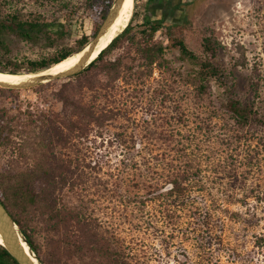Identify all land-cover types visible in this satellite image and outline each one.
<instances>
[{
	"label": "rangeland",
	"instance_id": "374dc122",
	"mask_svg": "<svg viewBox=\"0 0 264 264\" xmlns=\"http://www.w3.org/2000/svg\"><path fill=\"white\" fill-rule=\"evenodd\" d=\"M8 4L49 20L70 17L75 22L70 45L78 35L92 32L85 0ZM133 12L138 23L151 14L144 0H134ZM185 19L172 32L180 33L195 52L202 36L212 34L226 83L264 113V0H198ZM168 33L157 30L153 37L165 45L164 63L135 82L131 97L113 105L117 117L100 134L91 131L71 139L65 151L76 159L72 167L79 175L73 190L65 187L57 196L72 206L87 207L100 232L133 264H264V126L237 124L213 82L206 92H199ZM24 53L37 58L42 51L36 47ZM62 81L17 92L0 90V110L17 118L13 126L18 130L11 135L16 144L0 154V168L30 163L18 157L17 144L36 131L30 120L40 111L59 109L53 93ZM140 149L141 155L150 154L149 163L136 154ZM176 153L181 166L200 170L202 191L197 185L184 200H149L150 189L163 182ZM198 206L204 224L199 233ZM44 212L38 207L33 213L32 236L41 247L48 236H57ZM162 213L166 217L160 219Z\"/></svg>",
	"mask_w": 264,
	"mask_h": 264
},
{
	"label": "trees",
	"instance_id": "16d2710c",
	"mask_svg": "<svg viewBox=\"0 0 264 264\" xmlns=\"http://www.w3.org/2000/svg\"><path fill=\"white\" fill-rule=\"evenodd\" d=\"M8 1L0 0V71L21 73L46 69L80 50L95 35L113 0H85V11L93 19L92 32L89 36L78 35L72 45L69 41L75 22L70 17L49 20L37 12L10 8ZM135 16L133 12L126 26L84 68L62 78L53 93L58 110L40 111L30 120L36 131L32 129L17 144L18 157L29 158L30 163L0 168V201L43 264H133L121 248L111 244L100 232L96 218L87 207L72 206L57 194L65 187L73 190L77 183L79 174L72 167L76 159L67 157L65 151L71 147V139L88 136L91 131L102 133V128L119 114L113 105L131 97L135 82L150 76L154 66L164 63L165 45L153 38L157 30L170 32V45L176 48L178 59L189 65L199 92H206L213 82L224 95V106L237 124L264 126V113L259 106L238 97L234 86L226 83L224 67L215 58L218 42L212 34L202 36L199 51L195 52L180 33L172 32L183 26L186 19L182 23L170 22L145 14L144 20L138 23L134 21ZM36 47L42 51L39 57L24 53ZM43 51L48 53L45 55ZM0 90L17 92L19 89L0 87ZM16 122L17 118L6 116V111L0 110V154L16 144L11 136L15 131L18 133L13 126ZM142 152L140 149L136 154L143 163H149L150 154L141 155ZM170 158L171 167L163 175V182L150 189L153 196L149 200H184L197 185L198 191H202L200 170L181 166L178 153ZM38 207L45 210L50 229L57 235L48 236L43 247L35 244L32 236L33 213ZM202 212L198 206V233L204 227L200 219ZM164 217L166 214L162 213L159 218ZM0 264H18L1 244Z\"/></svg>",
	"mask_w": 264,
	"mask_h": 264
},
{
	"label": "water",
	"instance_id": "95a60500",
	"mask_svg": "<svg viewBox=\"0 0 264 264\" xmlns=\"http://www.w3.org/2000/svg\"><path fill=\"white\" fill-rule=\"evenodd\" d=\"M123 0H113L106 15L100 23L95 35L78 51L84 50L81 57L68 69L56 71V72H27L30 75L23 76L16 79L0 81V87L3 88H29L41 83H45L54 79L65 78L69 75L79 72L84 68L97 54L104 48L108 42L114 37L110 38L104 46L92 57L94 49L97 47L102 34L109 28L117 16ZM119 33V32H118ZM116 35V34H115ZM77 51V52H78ZM16 74V73H13ZM0 234L2 237V246L11 254L18 264H34L28 254L24 251L21 242H25L28 246L29 251L35 256L31 250L28 242L25 240L23 234L19 230L16 222L8 212L6 207L0 201ZM40 262V261H39ZM41 263V262H40ZM43 264V263H41Z\"/></svg>",
	"mask_w": 264,
	"mask_h": 264
},
{
	"label": "bare ground",
	"instance_id": "6f19581e",
	"mask_svg": "<svg viewBox=\"0 0 264 264\" xmlns=\"http://www.w3.org/2000/svg\"><path fill=\"white\" fill-rule=\"evenodd\" d=\"M134 6V0H123L122 5L120 7V10L115 17L112 24L109 26V28L102 34V38L100 39L97 47L94 49L92 53V57L104 46V44L113 36H116L118 32H120L128 23L130 20V16L133 10ZM119 34V33H118ZM84 50L74 52L65 58L61 59L60 61L56 62L55 64L51 65L50 67L43 69L39 73L44 72H56L61 70H66L70 68L82 55ZM31 73H9V72H3L0 71V81H6L11 79L20 78L23 76L30 75ZM0 244H2V237L0 234ZM21 245L24 249V251L28 254V256L31 258V260L34 262V264H41L35 256L29 251L28 246L25 242H21Z\"/></svg>",
	"mask_w": 264,
	"mask_h": 264
},
{
	"label": "flooded vegetation",
	"instance_id": "af4514ba",
	"mask_svg": "<svg viewBox=\"0 0 264 264\" xmlns=\"http://www.w3.org/2000/svg\"><path fill=\"white\" fill-rule=\"evenodd\" d=\"M150 16L182 23L188 10L198 6V0H144Z\"/></svg>",
	"mask_w": 264,
	"mask_h": 264
}]
</instances>
